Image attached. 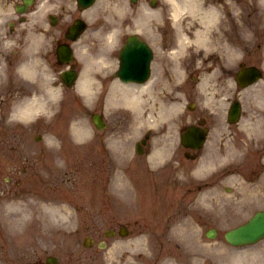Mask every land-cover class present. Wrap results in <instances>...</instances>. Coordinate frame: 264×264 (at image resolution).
Masks as SVG:
<instances>
[{
  "label": "rangeland",
  "instance_id": "obj_1",
  "mask_svg": "<svg viewBox=\"0 0 264 264\" xmlns=\"http://www.w3.org/2000/svg\"><path fill=\"white\" fill-rule=\"evenodd\" d=\"M96 47H99V44ZM101 102L102 100L93 107L94 110H99L101 108ZM72 104L74 106L75 117L82 115L83 119H86L89 130H91L92 132L91 139L93 141V144L91 145L95 148L94 150L92 149L94 152L92 153L90 159V171H88L87 169L88 166L85 165L83 166V168H81V174L79 176L78 171H74L69 176V173L67 171L69 169L68 167H70L71 164L57 169L49 168L50 165L46 163V159H49L50 155L43 152L42 148L44 147V142H39L40 140L36 141L34 138L37 130L45 132V138H47L50 132L46 133V129L44 128L33 129L32 122L34 121V119L26 122L27 124L24 128L17 129L21 130L23 134L20 139L14 137L13 132L8 135V133H4L5 130L0 129V142H4L5 145H10L11 147L12 145H14L16 147H19L20 151L21 147H24L25 145H31L30 149H28L27 151L24 150V155L28 158V160H26L25 162L23 160V168L29 167V164L32 163L37 168L34 170L35 174L39 176L38 174L44 173L45 171L44 165H47L50 170L57 173V177L59 179H64L65 181H67V178L70 177L71 181L73 182H76L79 177L86 179L85 182L87 192L85 194L79 192L78 194L74 195V200L72 199L71 201L72 206H66L72 214L74 212L75 218L73 222H64V218L60 217V215L52 218L53 215L51 214V212H49L47 209H42L41 213L49 217L44 216L42 221L38 222L36 225H34L31 221L27 224H21L19 229L24 230V234L26 232L28 234L31 230L30 226H33L34 228L32 229V233L34 232L33 235L38 236L36 239H34L37 245L34 247H26L27 249L30 248L34 251V253L41 255L45 253H54L56 255H59V257L61 256L62 261H69V263L70 259L77 258L82 259V261L85 263V258L90 261L93 254L95 255V252L93 251L94 249L83 250L80 246L82 237L85 235L84 227L90 226L94 227L97 230H102L110 224H115L118 221H123L130 222L132 226H136L137 231L151 232V234L153 231H158V228L162 227L160 231H162L163 228L168 231V226L177 225V229H182V231H178L179 237L182 240H185V242H195L192 243V246L194 248L193 250L197 252V256H199L202 264L204 262L205 264H222L220 252L223 253L226 249H233L238 252L244 250L234 249L228 246L224 238V233L226 230L247 221L256 209L264 206V203L260 202L258 199H254L252 201L251 199H247L248 197L246 196V186L242 183H237L238 189H236V186L234 185L235 181H233V178L229 176L226 177L228 166H226L225 157L228 156L229 150L228 146L226 145V137L222 138L223 142L221 145L220 138H218L216 134L211 135L206 142L202 152L207 156L208 159L211 155H217V159L215 160L216 164L213 165L215 167H218L219 178L216 190L217 196H213V192L208 193L209 201H204L202 200V198L199 199V197H192L190 198V200L182 202L178 200L170 203L163 200L151 199L150 201L144 203V207L140 210L138 215H130L128 212L120 213L118 208L121 203L119 201L120 195L123 194V189L127 186V184H130L128 180L129 170L126 169L124 165L125 162L123 161L120 163L121 160L117 162L116 158L114 157L115 148H122V146L119 145L120 141H117L112 146L110 144V140H107L109 146L108 148H104L100 142V140H102L101 135L105 134L107 136H110L109 131H107V133H104L95 127L89 115V111L86 112L85 110L84 101L81 95H75ZM119 105V103H115L114 105L108 107L107 110H105V114L109 119L113 118L114 115H116V110H118ZM43 124L48 125V121L47 123ZM130 132H132V130ZM21 139L25 140L26 144L22 143L20 141ZM131 142L132 139L127 142V145L130 146ZM108 151H110L113 160L110 158ZM105 155L106 158H104ZM3 156V154L0 155V157ZM102 160L103 162H106L107 166L103 164ZM143 161L144 163L146 162L145 159H143ZM30 171L31 169H28V173H30ZM28 173L26 174V176H28ZM34 179L35 177L33 176L31 180L27 181L28 184H31V186H27L28 191L31 192L34 188L36 190H40L41 188H48L47 182L42 179V187L34 186ZM239 181L242 182L241 179ZM94 182L96 183V185ZM54 183L57 184L58 181L54 180ZM117 186L118 190L116 189ZM139 186L134 185L128 188L126 194L127 198L123 199L126 202L123 204V207H125V204L130 205L132 204V202L136 201H138V204H140L141 199L139 191L141 186ZM228 188H230V190H228ZM55 193L56 192H54V194ZM24 199L31 200L33 204L35 203L38 206L41 205V200L36 194L34 195V197L27 194L25 195ZM68 203L71 205L70 202ZM134 204L136 205V203ZM174 210H179L184 215L175 217L171 219V221H168L169 218H167V216ZM185 214L188 215L186 219L184 217ZM161 215H163V217L159 218V216ZM190 216H193V218H190ZM184 220H186V222H189L190 220V225L184 222ZM211 226L216 227L219 233L214 240H208L209 242H206L207 239L204 237V232ZM75 229H77V232L75 231ZM183 231H191L193 237ZM17 232L23 234L22 231ZM17 232H10L6 235L5 240H7L9 244H12V241H14V234ZM99 237H101V235H99ZM200 238H202V240H200ZM28 241H30V239H28L27 242ZM260 243V245L264 244V240H262V242ZM156 248H158L156 249V254H159L160 258L171 256L177 258L181 264H186V256L182 255L181 253L186 248H189V246L185 248L180 247L179 249H167L164 251L162 249H159L158 245H156ZM252 253L256 254L261 261L264 258V245L256 248L253 251L240 253L237 255L236 259H248L250 258ZM106 255L108 256L107 252H102V256L107 258ZM232 256L233 254L231 252L225 251L223 253V258L226 261H229V257ZM205 258H208V261H205ZM181 259L185 260L184 263L181 261Z\"/></svg>",
  "mask_w": 264,
  "mask_h": 264
},
{
  "label": "flooded vegetation",
  "instance_id": "obj_2",
  "mask_svg": "<svg viewBox=\"0 0 264 264\" xmlns=\"http://www.w3.org/2000/svg\"><path fill=\"white\" fill-rule=\"evenodd\" d=\"M11 0H6L9 3ZM19 0H14L15 4ZM35 0L37 18V38L48 55L56 57V47L66 41L69 26L78 18L86 19L85 11L76 0ZM128 1V0H127ZM139 3V2H138ZM131 4V3H130ZM148 12V43L154 54L150 60V95L163 99L167 91H173L182 99L181 119L185 123L189 116L194 121L209 117V109L200 103L195 109L188 110L186 102L197 97L199 90L205 95L213 90L212 111L228 120L235 100L243 106V121L247 128L255 129L260 123V112L249 110V101H264V28L260 23L253 25V33L244 28V33H235L231 25L218 33L212 23L187 25V19L178 25L171 24L172 8L161 0H146ZM170 4V3H169ZM57 5L53 11V7ZM133 5V4H132ZM138 5V4H137ZM184 5V4H180ZM1 6V5H0ZM137 10V8H134ZM145 9V8H143ZM186 17V9H180ZM9 27V23H8ZM14 29V25L12 27ZM126 41L122 37L119 47ZM119 51H116L118 54ZM242 66H256L262 69L263 77L253 85L242 87L236 83V75ZM256 91L250 88L257 85ZM179 100V101H180ZM233 125V124H230ZM249 146H263V151H251L246 159L254 164L258 175L264 173V137L249 135ZM264 181V175L262 177Z\"/></svg>",
  "mask_w": 264,
  "mask_h": 264
},
{
  "label": "bare ground",
  "instance_id": "obj_3",
  "mask_svg": "<svg viewBox=\"0 0 264 264\" xmlns=\"http://www.w3.org/2000/svg\"><path fill=\"white\" fill-rule=\"evenodd\" d=\"M116 32L114 30L110 31L105 38L109 41H113L115 39ZM97 61H101V57H96L95 58ZM91 70L85 69L80 76L78 82H77V89L78 91L87 99V102L92 103L93 100L97 97L99 94V88H98V81L95 78L90 77ZM46 90L52 97V103L57 99L58 96V89L54 88L52 86L46 87ZM44 90L43 92L40 91L39 94H34L32 96H28L24 98L21 101H18L14 104V112H15V118L16 119H26L30 117L34 112H36L38 109H50L52 106L56 105V103L53 104H47L45 103V95L47 91ZM124 95L126 98L130 99L129 100V105L132 107H139L140 106V101L136 93L130 92V89L127 87H124L123 85L120 84L117 80L110 81L109 87L107 89V94H106V106L109 107V105L112 103V101L118 100V98ZM73 132H75L76 138L81 139V140H86L87 138L89 139V129L87 124L84 122V120L79 121L72 126ZM49 142L52 146L57 145V138L55 135H52L49 137ZM156 154H159V151H156ZM12 206V204H11ZM45 208L49 209H56L58 206H52L51 204H44ZM26 217H29L30 214L27 211L25 213ZM62 218H66L69 223L74 221V215L72 214H61ZM23 214L21 211L19 212V222L22 221ZM38 216L36 214L32 218L33 220H36Z\"/></svg>",
  "mask_w": 264,
  "mask_h": 264
},
{
  "label": "water",
  "instance_id": "obj_4",
  "mask_svg": "<svg viewBox=\"0 0 264 264\" xmlns=\"http://www.w3.org/2000/svg\"><path fill=\"white\" fill-rule=\"evenodd\" d=\"M264 235V212H260L246 225L229 234L233 242L254 241Z\"/></svg>",
  "mask_w": 264,
  "mask_h": 264
}]
</instances>
